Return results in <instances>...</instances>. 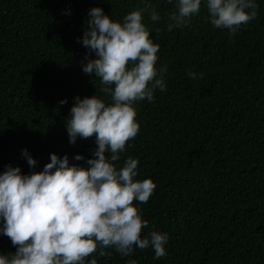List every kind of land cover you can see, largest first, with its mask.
<instances>
[{"label": "trees", "instance_id": "16d2710c", "mask_svg": "<svg viewBox=\"0 0 264 264\" xmlns=\"http://www.w3.org/2000/svg\"><path fill=\"white\" fill-rule=\"evenodd\" d=\"M145 2L160 16L152 21L144 13L142 23L159 45L155 66L158 73L167 68L166 89L134 105L139 132L114 163L119 170L129 157L138 159L134 179L156 185L148 203L134 206L148 221L142 238L168 234L166 256L134 246L128 257L105 249L111 256L87 259L264 264V0H255L256 18L234 34L211 24L206 0L172 31L167 25L178 0H0V174L9 165L24 175L42 171L51 154L80 167L95 158V136L73 145L66 127L76 97L112 102L95 74L82 70L86 56L96 58L82 44L89 11L102 8L122 23ZM15 252L0 232V255Z\"/></svg>", "mask_w": 264, "mask_h": 264}, {"label": "clouds", "instance_id": "9594fccd", "mask_svg": "<svg viewBox=\"0 0 264 264\" xmlns=\"http://www.w3.org/2000/svg\"><path fill=\"white\" fill-rule=\"evenodd\" d=\"M201 3L178 0L176 11L169 16L168 31L186 26L200 12ZM206 7L211 24L232 34L257 16L255 0H206ZM144 13L152 21L160 20L148 2L127 14L122 23L114 22L102 8L89 11L91 19L82 44L96 58L86 56L88 62L82 70L95 74L103 85L100 91L112 102L106 105L97 96L76 97L66 127L73 145L78 137L95 136V158L86 161L87 167H80L70 165L67 155L51 154V162L30 175L7 166L0 174V232L16 252L0 255V264H98L96 258H87L97 252L99 257L111 256L105 249L128 257L134 246L141 251L151 247L156 259L166 256L168 234L151 231L142 238L148 221L134 206V202L148 203L156 185L151 179H134L138 159L129 157L119 170L114 163L139 132L134 105L145 99L151 102L156 89H166L163 75L167 68L158 73L155 66L159 45L149 38L142 23ZM189 76L197 78L194 72ZM199 78L203 79V73ZM65 103L67 100L60 101ZM22 155L35 168L37 162L26 149ZM75 160L84 157L77 155Z\"/></svg>", "mask_w": 264, "mask_h": 264}]
</instances>
